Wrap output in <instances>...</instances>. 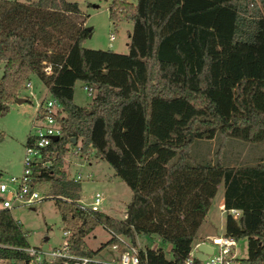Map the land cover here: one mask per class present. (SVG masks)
I'll return each mask as SVG.
<instances>
[{"label":"trees","instance_id":"1","mask_svg":"<svg viewBox=\"0 0 264 264\" xmlns=\"http://www.w3.org/2000/svg\"><path fill=\"white\" fill-rule=\"evenodd\" d=\"M122 11L132 24L125 54L81 45L90 30L75 2L0 0V115L31 76L58 103L60 136L32 177L49 183L70 251L92 258L120 244L115 235L133 243L153 234L170 257L139 249V264H183L221 183L222 208L240 211L226 213L222 234L246 241L236 263L264 264V162H195L189 150L216 136L264 141V0H111L108 18ZM77 80L92 90L87 107L72 101ZM76 146L128 187L127 222L80 207L79 183L62 169ZM98 225L109 238L88 249L84 237ZM25 234L0 210L1 259L24 257L13 247L28 246Z\"/></svg>","mask_w":264,"mask_h":264},{"label":"rangeland","instance_id":"2","mask_svg":"<svg viewBox=\"0 0 264 264\" xmlns=\"http://www.w3.org/2000/svg\"><path fill=\"white\" fill-rule=\"evenodd\" d=\"M15 1L23 2L25 0ZM66 1L77 3L84 16L83 25L90 28V33L81 43L84 48L109 49L121 54L127 52L128 33L131 31L132 24L126 16V12H119L118 20L112 21L108 18V6L111 0ZM109 35L113 36L111 40ZM1 72L2 63H0V75ZM26 83H24V89L19 90L17 97L24 98V101L8 104L7 112L0 115V179L20 173L23 144L27 135L32 131L35 104L41 103L42 100L49 97L46 88L35 76L30 77L28 88ZM29 92L32 94L31 97L28 95ZM90 99L91 96L84 90L82 82L75 81L72 94L73 103L87 107ZM189 150L190 156L195 162L213 163L218 160L223 166L251 165L260 161L264 162V141L247 142L235 137L222 139L220 136H216L211 140H194ZM64 167L67 168V172L63 169ZM62 169L70 179L79 174L81 202L88 203L91 201L92 194L99 192L102 196L98 206L99 211L118 219L125 217L130 191L123 182L113 177L111 167L105 161L95 158L92 151H89L85 156L66 154ZM37 189L43 196L41 200L30 206H15L10 209V213L26 232L28 244L44 250L59 245L64 225L54 207L53 196L47 191L49 183L40 182L37 184ZM221 195L222 184L219 183L216 187V193L210 201L206 216L197 229V236L204 233L216 235L222 233L227 211L222 207H217L218 197ZM46 237H48L47 240L44 239ZM120 237L129 246L140 250L157 244L164 256L170 257L167 244L162 243L153 234H136L133 243L127 237ZM84 238L86 247L96 250L109 238V233L98 225ZM120 244H118V249H124L125 245L121 244L120 246ZM114 254L110 247H104L93 258L107 260ZM234 254L236 258L246 256L245 238L236 240Z\"/></svg>","mask_w":264,"mask_h":264},{"label":"built area","instance_id":"3","mask_svg":"<svg viewBox=\"0 0 264 264\" xmlns=\"http://www.w3.org/2000/svg\"><path fill=\"white\" fill-rule=\"evenodd\" d=\"M121 1V0H118ZM113 38L109 35V39ZM45 72H49V68H44ZM29 87V83H26ZM84 90L88 95L92 94V90L84 86ZM31 97L32 94L29 92ZM59 105L55 99L47 97L41 103L35 104V112L32 122V131L27 135V139L23 145V153L21 160V171L17 175H9L0 179V210H10L15 206H30L41 200L43 196L37 189L38 182L32 177L34 167L46 168L49 160L46 158L47 152L44 150L52 142V136H60V128L55 120V115ZM79 147L76 146L71 150V155H77ZM73 181L80 179L79 174L71 178ZM102 200L99 192H94L91 201L87 204H81V208L91 211H98V206ZM227 213L236 219L240 211L237 209H229ZM61 242L58 247L51 249H40L35 246L13 247L24 254L20 259H1L0 264H86L87 262H98L103 264H139L138 248L129 246L123 238L115 235L118 242L125 245L124 249H118V243H113L110 250L115 254L107 260L90 258L83 255H77L70 251L68 240V232L62 230ZM204 243L210 246L211 252L200 261L202 264H237L235 261L236 240L231 236L223 234L205 236L190 245V248L183 259V264H191L194 257L195 248L198 244ZM2 247L3 245L0 244ZM151 250L160 248L157 244L149 247ZM169 248L167 251L169 252ZM196 259V258H195Z\"/></svg>","mask_w":264,"mask_h":264},{"label":"water","instance_id":"4","mask_svg":"<svg viewBox=\"0 0 264 264\" xmlns=\"http://www.w3.org/2000/svg\"><path fill=\"white\" fill-rule=\"evenodd\" d=\"M87 30H90V28H86ZM24 101V98H17L16 99V102H22ZM52 141H55L58 139L57 136H52ZM74 142V140H73ZM129 212H130V205L127 204V208H126V213H125V217L123 219V222H127L128 219H129ZM211 252V248L209 245L207 244H204V243H200L196 246L195 248V252H194V257L199 260V261H202L205 257H206V254H209Z\"/></svg>","mask_w":264,"mask_h":264},{"label":"crops","instance_id":"5","mask_svg":"<svg viewBox=\"0 0 264 264\" xmlns=\"http://www.w3.org/2000/svg\"><path fill=\"white\" fill-rule=\"evenodd\" d=\"M209 140H211V139H209ZM25 141H26V139H25ZM25 143V142H24ZM24 145V144H23ZM68 167V166H67ZM66 172H67V168L66 167H64L63 168ZM69 178V177H68ZM78 194H79V192H78ZM93 195V194H92ZM92 197V196H91ZM129 199H130V197H129ZM78 202L79 203H81V204H87V203H84V202H81V196H80V194H79V199H78ZM90 202V201H89ZM88 202V203H89ZM129 202V201H128ZM217 207L218 208H220V207H222V195L220 196V197H218V203H217ZM126 208H127V206H126ZM99 211V210H98ZM101 212V211H100ZM102 213H104V212H102ZM104 214H106V215H108V216H110V217H112L111 215H109V214H107V213H104ZM206 216V215H205ZM112 218H114V217H112ZM205 218V217H204ZM115 219H118V218H115ZM124 219V218H123ZM122 219V220H123ZM201 225V224H200ZM199 228V227H198ZM197 232V231H196ZM222 232H223V229H222ZM222 234V233H221ZM213 235H216V234H213V233H204L203 235H200V236H197L196 235V239H195V241L194 242H196L197 240H199L200 238H203V237H205V236H213ZM135 237H136V235H135ZM45 240H47L48 239V237H46V238H44ZM61 239H62V237H61ZM85 239V238H84ZM85 241V240H84ZM60 242H61V240H60ZM60 244V243H59ZM29 245V244H28ZM59 246V245H58ZM58 246H56V247H58ZM39 248V247H38ZM52 248H55V247H52ZM167 248H169V244H167ZM51 249V248H50ZM47 250V249H46Z\"/></svg>","mask_w":264,"mask_h":264}]
</instances>
